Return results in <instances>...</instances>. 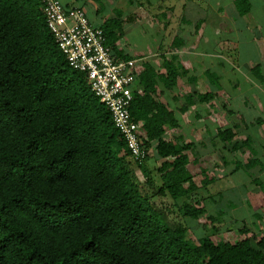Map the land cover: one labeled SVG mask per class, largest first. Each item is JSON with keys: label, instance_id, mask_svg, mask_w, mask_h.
I'll return each mask as SVG.
<instances>
[{"label": "trees", "instance_id": "16d2710c", "mask_svg": "<svg viewBox=\"0 0 264 264\" xmlns=\"http://www.w3.org/2000/svg\"><path fill=\"white\" fill-rule=\"evenodd\" d=\"M236 4L241 13L251 6ZM101 26L114 51L130 57L117 44L122 21L108 17ZM161 57V66L144 62L143 92L130 111L162 159L158 194L178 201L198 188L188 166L194 143L168 138L167 127H182L181 114L215 91L189 92L170 107L159 84L174 88L187 69L177 54ZM237 134V124L216 131L230 148L256 152ZM133 163L109 108L58 45L42 0H0V264H264V233L235 241L191 236L144 192ZM140 166L148 175L147 161ZM213 180L203 170L202 184ZM180 208L194 219L206 212L188 200Z\"/></svg>", "mask_w": 264, "mask_h": 264}, {"label": "rangeland", "instance_id": "374dc122", "mask_svg": "<svg viewBox=\"0 0 264 264\" xmlns=\"http://www.w3.org/2000/svg\"><path fill=\"white\" fill-rule=\"evenodd\" d=\"M62 1L71 5L84 4L90 15H96V9L86 0ZM102 1L106 0H97L99 4ZM135 1L132 0L134 5L131 3L128 7L135 8ZM150 8L156 13L141 10L142 14L131 16L144 22V31L138 26L124 31L125 35L117 41L118 47L130 56L142 57L143 62L150 60L157 66L162 64V54L168 57L177 54L187 73L180 75L172 89L159 84V98L176 105V108L192 91L212 89L215 98L204 102L201 108L192 105L181 116L182 127H167L166 131L168 138L181 135L185 141L194 143L188 166L198 184L196 190L178 201L168 194H158L160 173L157 168L162 159L156 156L155 144L150 145L151 154L146 160L149 174L146 175L135 163L133 170L156 206L165 209L174 221L190 226L191 236L208 234L215 240L231 241L253 234L261 236L264 233V187L257 180L264 183V129L259 127L258 98L250 93V88H264V79L259 76L264 73V38L259 36L263 32L255 33L257 39L256 42L251 40L253 44L229 49L227 45L234 46L235 41L227 37L200 36L195 19L181 20L180 15L174 14L165 24L167 13L163 15L157 6ZM186 17L189 18L187 14ZM221 24L229 27L226 21ZM178 30L180 35H176ZM136 51L143 53L138 55ZM247 58L254 60L249 63L251 73L241 64ZM208 70H212L213 75H209ZM192 76L195 79H191ZM252 80L258 83L253 84ZM233 124L238 125L235 138L244 140L250 137L256 152L247 146L234 150L217 137L218 127ZM251 158H258L260 163L246 166ZM203 170L214 176L206 186L202 184ZM185 200L203 204L206 212L197 219L185 216L180 208Z\"/></svg>", "mask_w": 264, "mask_h": 264}, {"label": "built area", "instance_id": "2783aa9c", "mask_svg": "<svg viewBox=\"0 0 264 264\" xmlns=\"http://www.w3.org/2000/svg\"><path fill=\"white\" fill-rule=\"evenodd\" d=\"M46 22L74 68L86 72L92 90L109 108L115 125L120 129L130 155L138 166L151 154L143 121L130 111L135 92H143L140 74L142 57L119 56L108 44L101 25L90 19L81 5L67 6L62 0H42Z\"/></svg>", "mask_w": 264, "mask_h": 264}, {"label": "crops", "instance_id": "0c3cea01", "mask_svg": "<svg viewBox=\"0 0 264 264\" xmlns=\"http://www.w3.org/2000/svg\"><path fill=\"white\" fill-rule=\"evenodd\" d=\"M106 1H102V3L99 4L97 0H86V2H88L90 5H93L94 9H96L95 16L90 15L89 8L87 13L95 24L100 25L107 17L119 18L122 21L123 35H125L124 31L132 30L137 26L140 27L139 29L144 31V22H141L139 18H131V16L134 13L142 14L141 10L156 13V11L150 7L157 6L156 9H160L163 15H166L167 13L165 24H167L168 21L170 22V19L173 18L174 14L180 15L179 19L181 20L195 19L197 30L199 31L200 36H209L212 39L227 37L229 40L231 38L232 41H235L236 45H227L229 49L231 47L236 48L238 46L245 48L249 45V43L253 44L251 40L256 42L257 36L255 33L260 31H262L263 34L259 36H263L264 38V0H249L251 6L246 13L240 12L239 8L237 7L236 0H136L135 8L128 7V4H131L132 0ZM78 5L85 7L84 4ZM132 5L134 4L132 3ZM186 14L189 16V18L186 17ZM224 21L229 23L228 28L225 26L222 27L221 23ZM176 35H180L179 30L176 31ZM260 38L262 37H259V39ZM216 49L217 48L214 50ZM136 52H138V55L143 53V51ZM250 61L254 60L247 58L246 60H242L241 64H243L244 67H246V70H249L251 73V66L249 65ZM262 76L263 77L261 80L264 79V73ZM252 83L255 84L258 82L256 80H252ZM209 90L206 89L205 91ZM205 91L203 90L201 92ZM251 92L258 98L259 105L257 108V115L259 116V127L264 129V88L259 89L257 87H251L250 93ZM161 100L165 103H168L170 107H176V105L172 103L164 101L163 99ZM196 105L201 108V105H204V103H199Z\"/></svg>", "mask_w": 264, "mask_h": 264}]
</instances>
